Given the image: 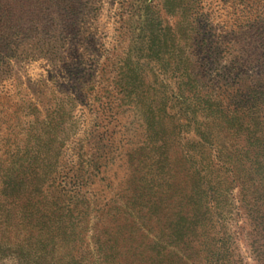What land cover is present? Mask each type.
<instances>
[{"label": "rangeland", "instance_id": "obj_1", "mask_svg": "<svg viewBox=\"0 0 264 264\" xmlns=\"http://www.w3.org/2000/svg\"><path fill=\"white\" fill-rule=\"evenodd\" d=\"M151 5L146 10L142 0H0V152L22 143L24 122L38 129V118L46 119L58 102L67 114L52 124L55 139L32 140L27 147L44 164L59 156L47 169L49 180L63 174L62 165L82 164L89 177L85 204L55 189L38 194L24 184L14 191L0 188V264H148L147 231L157 221L140 218L132 206L148 171V135L174 132L163 148L180 187L187 179L185 152L201 160L197 127L208 134V160L216 165L212 179L221 173L226 180L230 172L218 163L246 147L218 119L199 112L194 124L178 119L168 64L199 26L206 49L185 51L207 86L223 77L230 84L263 82L264 0H151ZM174 9L177 16L168 13ZM158 17L170 25L178 20L176 30H160ZM166 99L173 109L165 112ZM259 130L258 124L256 135ZM239 191L235 186L223 203L231 245L242 264H262L250 250L251 219ZM216 228L179 245L184 258L177 264H208Z\"/></svg>", "mask_w": 264, "mask_h": 264}, {"label": "trees", "instance_id": "obj_2", "mask_svg": "<svg viewBox=\"0 0 264 264\" xmlns=\"http://www.w3.org/2000/svg\"><path fill=\"white\" fill-rule=\"evenodd\" d=\"M131 1L133 0H128V3ZM142 2L146 10L152 7L151 0H142ZM178 12L179 9L168 10L173 16H177ZM158 19L157 26L160 30L166 32L176 30L178 20L177 23L170 25L165 20L159 17ZM260 23L262 31L259 48L264 49V20H260ZM199 30V26L195 27L194 36L192 38L190 36L188 41L184 40L182 43L176 61L168 64L169 76L174 77L173 84L169 83L168 86L171 88V98L177 101L176 106L179 107L178 119L184 116L188 124L190 121L194 124L197 112L202 113L204 118L218 119L220 123L228 126L232 131L231 134L236 135L235 137L244 142L246 147L241 148L234 159L218 163L220 168L225 166L224 173L230 172L226 180L221 177V173L216 174L212 179L210 173H213V166L216 165L212 166L211 160H208L209 152L206 151L208 134L207 131L197 127L201 140V160H197L191 150L185 152L183 167L187 179L181 181L180 187V184L177 185L172 180L168 152L163 148L174 137V132L167 133L161 130L160 134L157 132L160 137L156 136L155 132L148 135V145L151 146L149 164L146 166L148 176L145 178L146 171L142 174L132 196V206L136 214L140 218L147 217L150 221L153 219L157 221V229L152 228L147 231V235L151 237L145 249L148 255L146 261L148 264H177L176 261L184 258L179 254V245H184L192 237L205 236L217 225L216 231L212 233L208 264H242L240 253L234 254L236 251L231 245V237L227 231L229 218L223 213L225 207L223 203L228 197L227 193L230 196L231 190L238 186L239 201L248 206V217L251 219L250 250L252 248L256 261H262L264 264V97L262 96L264 81L250 83L242 80L240 83L230 84L228 79L225 80L223 77L220 84L207 86L198 78L197 68L185 51L186 46L202 51L206 49V40L200 37ZM190 54L192 56L191 52ZM169 102L165 100V112L166 109H173L172 105H168ZM66 114L63 105L56 102L51 112L47 111L46 119L38 118V129L34 122H24L26 126L24 130L27 134L20 137L22 143H16L12 149L7 148L5 153L0 152L2 190L14 191L23 184L30 191L34 190L38 194L46 189H55L85 204L89 177L84 165L81 164L75 169L73 166L62 165L60 172L64 171L63 174L49 180L47 169L52 166L53 159L59 156L51 158L47 164H44L41 154L27 147L32 140L55 139L56 133L52 130V124ZM168 115L167 117L171 119ZM167 123H164L165 126ZM258 124L260 133L256 135L255 128ZM33 126L36 129H33ZM239 155L241 156L238 159ZM215 178L217 180H214ZM250 185L254 190L252 196L248 197ZM246 199L249 203L245 202ZM194 243L198 242H190V244Z\"/></svg>", "mask_w": 264, "mask_h": 264}]
</instances>
